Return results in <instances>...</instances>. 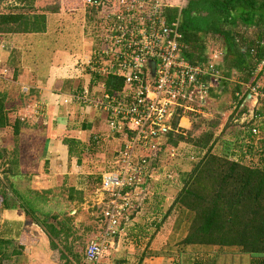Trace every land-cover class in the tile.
<instances>
[{
  "label": "trees",
  "instance_id": "1",
  "mask_svg": "<svg viewBox=\"0 0 264 264\" xmlns=\"http://www.w3.org/2000/svg\"><path fill=\"white\" fill-rule=\"evenodd\" d=\"M5 1H12L17 5L14 8L9 7L11 13L0 14L1 35L44 33V15L31 14L34 9L30 0H0V4ZM145 1H147L146 7L144 6L140 14H136L137 18L134 20L136 25H139L140 19L148 15L149 9L154 3V0ZM183 2L180 8L177 5L160 8L153 27L156 30L160 29V26L171 29V25L176 24L174 31L178 35V38L175 39L177 53L182 61L189 66L205 69L210 65V56L213 53L219 54L218 63L212 65V72L216 74L218 81L212 88H209L205 104L200 107L209 116L201 117L177 110L175 114L171 115L169 122L171 131L163 136L157 135L153 139L154 142L151 143L159 151L165 146L178 149V143L189 145L186 150L188 170L177 171L175 180L177 183L176 186L170 187L172 192L169 197L172 198L169 203H164L165 198L162 195L166 188L164 187L160 191L163 181L155 183L153 188H156V191L152 190L150 196H145L139 201L132 200V209L126 213L127 218L134 220L136 214L143 211L142 205L146 204L154 216V219L149 223L141 221L144 212L139 217L141 219L139 223L136 219L133 231L137 233L130 237V241L136 247L138 242L144 239L142 237H145V240L138 245V254L136 253L137 257L132 264H143L152 258H161L163 254L161 250L167 245L166 239L177 232L182 224L185 225L184 233L176 243V246L181 249L185 247L238 248L241 254L251 259L249 264H264V108L258 107L261 105V100L258 99L259 105L254 107L253 116L241 125L233 122L232 114H230L231 116L226 118L225 125L219 131V135L213 137L220 118L215 111L211 110L210 105H206L207 102H215L223 94H226L228 97L227 109L231 113L236 112L241 101L255 85L258 76L264 75V65L260 66L261 63H264V0H183ZM78 7L84 9L85 29L83 32L85 33L87 28L89 29L87 37L94 41L92 51L96 52L102 35L106 33L107 29L116 26V21L114 18L108 17L103 8L83 5L79 2ZM59 9L64 8L57 0H54L52 6L40 10L54 13ZM117 12L123 14L120 8L117 9ZM78 17L72 16L70 20L78 23L80 27L82 22ZM142 23L146 26L148 24L147 20H143ZM99 26L101 30L98 29ZM93 27L98 29L96 34ZM163 36L167 39L172 38V34L167 37ZM79 69L80 76L79 79H76L72 94H81L86 91L98 97L100 95L95 91V87L101 86L109 97H119L122 88L121 79L110 74L104 76L97 72H90L85 66H81ZM138 78H141V83L151 81L144 70L138 74ZM204 79L202 78L201 81ZM85 82L86 84H83ZM3 84V80H0V132L4 131L7 134L9 130V137L13 142V151L6 164L10 165L15 175L22 177V174L16 171L19 159L15 157L17 148L24 150L23 146H20V137L27 131L42 132L44 127L40 121L41 114L38 112L34 114L33 119H38V122L34 124L28 121L32 117L29 118L21 114L14 115L18 112L14 106L15 101L5 99L6 94L2 88L5 85ZM261 90L264 91V86L261 87ZM33 92V89L29 88H27L26 94L19 91L17 94L18 109L23 107L21 106L22 102L31 101L32 103ZM244 110L245 108H242L239 112L242 113ZM93 111L95 115L105 117L106 121L105 113ZM181 117H186L189 122L190 127L187 130L176 127L177 121ZM74 125H71L72 127L70 126L67 131L72 128L80 131L91 129V124L85 122ZM199 129H201L200 134L192 136ZM251 129H255L256 136L251 135ZM126 133L130 138L129 136L132 134L128 131ZM221 135L229 139L221 141V145L226 143V146H223L220 155L213 153L212 150L214 147L216 148ZM261 135L263 138L258 139ZM115 136L118 137L116 134ZM61 142L67 147L68 157L75 158L77 164L81 157L89 155L88 147L77 140L63 137ZM95 142V140L91 141L92 145ZM123 146L124 144L119 145L118 150L114 153L115 156L123 151ZM202 150L204 153L198 157ZM2 152L4 153V148L0 144V159L4 158ZM157 153L159 154V152ZM150 159L144 158L143 163L138 161L137 165L143 168L147 167L152 173L161 174L160 171L163 169L155 172L153 169L156 168L153 166V162L149 163ZM153 160L155 162V159ZM111 170L112 167L105 172ZM90 180L94 181L96 188L100 189V176L94 177L93 180L90 178ZM149 184L150 182L147 188L151 190ZM66 189L68 190V187ZM9 191L16 200H21L26 207L30 208L25 201L27 195L23 190L20 192L17 187L9 184ZM3 195L0 190L2 205L4 208H10L6 205ZM75 195L70 192L68 198H74L81 202L82 195ZM152 203L153 208L151 207ZM48 220L54 221V224L49 223ZM68 221V219H64L63 222H60L55 216H47L44 217L43 225L40 226L44 228L49 238L52 237L57 241L62 240L59 242L62 245L65 244L66 239L73 235ZM21 227V222L13 220L10 228L7 226L1 228L0 262L2 257L7 259L13 255H19L15 250H11L10 256H7L6 247L15 240ZM51 248H55L52 243ZM63 250L68 252V247L63 246ZM176 256L175 258L166 254L164 261L166 264H190V260H192L190 255L185 257L178 253ZM73 257L77 258V256ZM100 259L97 264H100ZM192 262L198 264L194 260ZM81 264H85L84 257H82ZM114 264L129 263L120 257L114 260ZM205 264L214 263L210 261Z\"/></svg>",
  "mask_w": 264,
  "mask_h": 264
},
{
  "label": "built area",
  "instance_id": "2",
  "mask_svg": "<svg viewBox=\"0 0 264 264\" xmlns=\"http://www.w3.org/2000/svg\"><path fill=\"white\" fill-rule=\"evenodd\" d=\"M80 3L103 8L106 15L116 21V26L102 35L98 51L90 49L89 59L81 65L90 72L104 76L110 74L122 80L119 97H109L101 86L98 97L86 91L69 97V101L105 113L107 129L124 142L123 151L114 159V168L100 178L99 191L106 194V205L102 206L97 219L103 223L104 230L99 239L94 236L86 243L83 254L85 264H97L102 253L115 247L117 240L125 241L127 230L134 227V220L127 218L126 213L132 209V200L143 199L145 180L153 179L145 175V167L137 165L138 161L143 163L144 158L133 157L132 148L140 147L145 153L159 150L151 143L157 135L163 136L171 131L169 122L177 110L205 115L200 107L205 104L209 88L218 81L212 65L218 63L220 55L213 53L209 58L210 65L205 69L182 61L177 53L176 24H172L171 29L160 26L156 30L153 27L161 8L157 2L151 5L148 15L140 19L139 25L134 20L136 14L146 7L145 0H80ZM119 8L123 14L117 12ZM143 20H147V26ZM170 34V39L163 36ZM148 61L154 63L151 76L146 67ZM143 70L150 82L144 80L146 82L141 83V78H138ZM202 78L205 79L201 81ZM247 95L252 102V117L254 107L259 105L258 99L261 100L258 107L264 108V91L255 84ZM65 102L61 99V103ZM176 127L181 129L179 120ZM126 131L132 134L130 138ZM250 132L252 136L257 134L255 129Z\"/></svg>",
  "mask_w": 264,
  "mask_h": 264
},
{
  "label": "rangeland",
  "instance_id": "3",
  "mask_svg": "<svg viewBox=\"0 0 264 264\" xmlns=\"http://www.w3.org/2000/svg\"><path fill=\"white\" fill-rule=\"evenodd\" d=\"M62 1L61 0V5H62ZM30 2L33 3V5L35 7H40L41 9L45 8V7H49L52 5V3H54V0H30ZM154 2H157L159 5H161L160 7H165V6H172V5H177L180 6L182 5V3H184L183 1H179V0H154ZM75 5V3L77 4V2L75 0H69L67 1V3L64 4L63 8H66V10L64 9H60L62 10V14H60L61 16H63L64 13H69V8L70 5ZM11 5V2L9 4L2 2L0 4V14L1 13H5L6 11H8L9 6ZM7 8V9H6ZM64 12V13H63ZM79 14V12H74L72 14L67 15V17H69V21L63 24V28H62V36H59L60 38L57 39L56 35H55V31L51 30L50 32L47 31L44 35H37V34H32V33H26L24 36H17L16 42L19 44V46H21V52L18 54H22L21 57L24 61H29V62H33L38 60L39 64L42 63V60L40 59V57H42L41 53H37V49H46L48 50L50 47L53 46V43L56 42V45L59 47L60 44H64L65 46L69 45L66 42V32L67 34L72 33V31H74V33H76V36H78L80 27L78 23H75L74 21L70 20V17L74 16L77 17V15ZM80 17V16H79ZM82 24V23H81ZM85 28V27H84ZM92 29V28H91ZM93 29L95 30V34L96 32L100 29H97V27H93ZM89 29L87 28V31L83 34L84 38L86 40H88L87 37L89 35ZM67 43V44H65ZM71 43V41H70ZM90 43V41H89ZM93 43V41H92ZM109 45V44H107ZM62 46V45H61ZM26 48V50H25ZM39 49V50H40ZM74 52V51H72ZM69 52V56L73 57V55H75L76 57H80L81 55H79L78 52ZM67 53V52H66ZM89 50L83 51V54L80 58H74V62H72L71 65V69H77L80 70L79 68L82 66L81 62H84L86 59H89ZM40 57H38V55ZM46 55V54H45ZM43 58V57H42ZM40 59V60H39ZM38 64V62H37ZM40 70V67H39ZM63 70V69H61ZM0 79L1 76H0ZM255 84H257L259 87H263L264 86V75H259ZM1 88V85H0ZM23 93L26 92V89L22 90ZM227 95L223 94L221 98H219L217 101L215 102H207L206 105H210L211 110L215 111L217 113V115L220 118V123L216 129V131L213 133V137H216L219 135V131L222 129L223 125H225L226 123V118H228L229 116H231L230 114H232L231 118L233 120V122H236L238 125H241L244 122H247V120L251 119V109H252V102H244L243 100L241 101L238 109L236 110V112L231 113L228 109H227V104H228V100H227ZM245 108V110L240 113L239 111ZM92 112H94L92 110ZM239 112V113H238ZM15 115V114H14ZM18 115V114H17ZM11 118V117H10ZM44 114L41 113L40 116V121L41 124L44 125ZM93 119H95V112H94V117ZM102 120V119H101ZM30 121V120H28ZM33 124L38 122V119L35 118L33 119ZM32 121H30V123H32ZM181 121L184 122V120L182 119ZM230 122V121H229ZM80 123V122H79ZM79 123H77V125H79ZM94 123V127L90 130H87L85 133V135L88 137L89 141L84 143L85 146L88 147L89 149V155L86 157H81L79 159V162L77 164V170L78 171H83V176L86 175H92V176H88V177H96V175L102 172L107 171L108 169H110L112 167V161H113V157L115 156L114 153L116 150H118V147L120 144H124L123 139H121L120 137H116L115 134L113 135L112 132H110L106 125L104 124V126L102 125V122H99L98 120H93ZM228 123V121H227ZM41 125V126H42ZM183 125V124H182ZM191 125V124H190ZM44 127V126H43ZM190 127V126H189ZM200 130L195 131L192 136H197L200 134ZM9 130L7 131V134L2 131L0 132V144L2 145V148H4V153L2 152V157H4L3 159H0V190L1 192L4 194L3 195V199L6 203V205L8 206H12L13 208L8 209V208H4V206L2 205L1 201V196H0V221H5L7 219H12V220H23L24 224L22 225L21 228V233L22 230H24V227H30L28 226L29 223L31 221H35L31 219V213L27 210H25L24 208H21V204H19L18 202H16L17 200L15 199L14 195L12 196L10 194L9 191V184H11L13 187H17L18 191L21 192V190L24 191V193L27 195V200H25L28 203V206L31 207H41L42 209V214L45 217L49 216H55V218L60 221L63 222L64 219H68L69 221V225H70V229L72 230V233L74 235L71 236L70 239H67L66 241V247H68V250L70 251V253H65L67 258H68V263L67 264H81L82 263V255H83V251L85 248V245L87 243V241H89L90 239H92V237L96 236L98 239L99 237L102 235V232L104 230L103 228V223L102 222H98V219L96 218L99 217V212H97L96 210L98 209L99 205L104 206L106 205L104 198L106 197L105 195H102V192L99 191V187L96 188L97 186H95L96 184L94 183V181L86 180V193L87 195H84V197H82L81 202H78L76 199L72 198H68V193H67V186H69V182L64 181L63 182H59L55 185V187L58 189H61V193L58 190V192H56V195H49L46 192H42L43 188L38 189L40 191V193H37L36 191H32L29 189V187H33L31 185L30 180H28V177L30 178L31 175V168L32 165H30L28 162H31V156L37 157L38 152L40 151V147L38 146V142L40 140V134H38V131H27L22 133L21 137H20V146H23V149H18L16 151L15 157H17L19 159L17 166L16 167V171H19L20 174H22L23 176H19V175H15V172L13 170H11L10 165L6 164L7 159H9L11 152L13 151V142L11 140V137H9ZM264 134V133H263ZM84 135V134H83ZM263 135H261L258 139H262ZM81 139V136H80ZM213 139V138H212ZM211 139V140H212ZM229 138L226 136H222L219 139V143L216 145V148L214 147V149L212 150L213 153L215 154H220L221 155V151L223 149V146H226V143L223 144V146L221 145V141H226ZM96 141L94 143V145H92L91 141ZM257 141V140H256ZM90 142V143H89ZM178 149H173V148H169L168 146H165L162 150H155V151H150V152H142L140 147H133L132 148V155L135 158H151L149 160V163L151 164L153 162V166L156 169H153L155 172H159L158 170H162L160 171L161 174H159L160 176L156 175L155 177H160L157 179L158 183L160 182L162 175L165 174V176L162 178V185L160 188V191L163 190V188H166L165 193H163L162 195H164L163 197L164 199V203H169L172 197H169V195L171 194V189L170 187H174L176 186V173L177 171H185L188 170V166H187V160H186V150L187 148H189V145L187 144H183V143H178L177 144ZM191 150V149H190ZM157 151L159 152V154L157 153ZM118 152V151H117ZM196 152V151H195ZM190 153V151H189ZM204 153V151H200L198 154V157L201 156V154ZM155 159V162L154 160ZM253 159V158H252ZM81 162V164H80ZM254 162V160H253ZM44 170V169H43ZM6 171V172H5ZM163 172V174H162ZM171 174V175H169ZM175 177V178H174ZM31 179V178H30ZM93 180V179H92ZM166 184H165V182ZM30 182V185H29ZM154 183V182H153ZM167 185V186H166ZM154 186V185H153ZM47 187V186H46ZM28 188V189H26ZM96 188V189H95ZM47 189V188H46ZM155 190L156 188H151V191ZM150 190L148 191L151 195ZM36 193L35 195L36 198H34V195H32V193ZM149 195V196H150ZM159 195V194H157ZM152 198V196H151ZM78 205L79 208L78 209H74L72 206L73 205ZM83 204V205H81ZM25 204L23 203L22 207ZM143 206V208H142ZM141 208L143 209L142 212H144V216H143V220H141L139 217H141L140 215H142V212H138L139 214H136V218L134 219V223L136 224V222L138 221V223L140 222V220L144 223H149L151 220H153L154 216L153 214L150 213V211L148 210V205H142ZM153 208V203L152 206ZM26 208V207H25ZM23 209V210H21ZM161 209V208H160ZM18 211V214L20 215L19 217H16V215H14V213L16 214V211ZM14 211V212H13ZM74 211H76L74 213ZM152 212V211H151ZM161 212H163V210L161 209ZM97 213V214H96ZM14 215V216H13ZM44 216L40 217L41 218V223L42 220L44 219ZM37 219H39L38 215L35 216ZM34 217V219H35ZM137 219V221H136ZM49 223H54L52 220H48ZM46 221V222H48ZM77 223L82 227H74V223ZM43 225V224H42ZM185 225L182 224L181 228L175 232L174 234H172L170 237H168L166 239V243L167 245L162 248L161 253H163L161 255V257L164 259L166 258L165 255H172L175 258L177 257L176 255L179 253L180 255H184L186 256H191V259L194 260L195 263L198 264H205L206 262H210L212 261L214 264H249L250 263V258H248L246 255H243L240 253L238 248H202V247H185V248H179L176 246V243L180 240V238L182 237L183 233H184V227ZM35 226L31 227L32 229ZM43 228V227H42ZM32 229L30 231H32ZM39 230L43 231V229L39 228ZM36 229V230H38ZM1 230V228H0ZM70 230V231H71ZM27 232V231H26ZM35 232V231H34ZM135 233H137L136 231H133V228L131 231L127 230L126 232V238L123 239L125 241H120L121 245H117L116 247L112 250H105L102 253V257L100 259V264H114V260L118 259V258H124V261H127V263L132 264L136 259L137 256L136 253L134 251H138V245L135 247L134 250V245L133 243L130 241V237L132 235H135ZM137 236V235H136ZM74 238V239H73ZM145 239V237H142ZM58 242V241H57ZM59 245V249L60 252L63 251V246H65V244H60L58 242ZM119 246V248H118ZM132 247L133 250L130 248ZM5 248V247H4ZM137 249V250H136ZM11 250H15L17 253H19V255L21 256L22 254V250H23V246H20L19 242H15L11 245H9L8 247H6V254L7 256H10V252ZM156 250V249H155ZM65 251V250H64ZM63 251V252H64ZM56 253V254H60ZM62 252V253H63ZM66 252V251H65ZM160 252V251H158ZM114 254V255H113ZM138 254V253H137ZM19 255H13L10 256L7 259H4L2 257V261L0 262V264H25L23 263V260L21 262V259L18 262H14L13 260H15V258H17ZM120 255V256H119ZM33 256V255H31ZM30 256V257H31ZM73 256H77V258L73 257ZM159 258V257H158ZM29 262L30 264H35V262H33L31 260V258H29ZM192 260H190V264L192 262ZM14 262V263H13ZM59 264H62V262H60Z\"/></svg>",
  "mask_w": 264,
  "mask_h": 264
},
{
  "label": "crops",
  "instance_id": "4",
  "mask_svg": "<svg viewBox=\"0 0 264 264\" xmlns=\"http://www.w3.org/2000/svg\"><path fill=\"white\" fill-rule=\"evenodd\" d=\"M57 1L61 4V0H57ZM67 1L69 0L62 1V7H64V4L67 3ZM75 1L77 2V4L75 3V5H72L70 3L71 5L69 8V14H72L74 12L75 13L79 12L77 16H80L78 18H80L82 25L80 26L78 36H76V33H74V31H72V33L69 34H67L66 32L67 35L66 42L69 45L65 46L64 44L61 43L60 46L58 47L55 42L53 43V46L50 47L48 50L40 49V48H39L40 50L37 49V53H41L43 57L42 58L37 54L38 57H40V59L42 60V63L40 64L38 60L33 62L24 61L22 59L23 56L21 57L22 54H18L21 52V46H19V44L16 42L17 36H24L26 33L24 34L19 33L12 35L0 34V76L2 78L0 80H3L4 83L3 85H5L4 87H2L4 89V93L6 94L5 99L13 100V102L15 101L14 106L15 108H17L18 112L14 114H19V115L21 114L23 116L33 118L35 116L34 114L38 112L40 114L41 113L44 114L45 117L44 119L45 121L43 123L44 129L42 132L38 131V134H40L41 137L38 142L40 151L38 152L37 157L31 156V160H30L31 162H28L30 165H32L31 175H30L31 179L28 177V180H30L31 185L33 186V187H29V189L32 191H36L37 193H40L38 189L44 187L42 189L43 190L42 192H46L49 195L51 194V196L52 195L55 196L58 190L61 193V189L56 190L57 188L55 187V185L59 182H63V180L70 183L69 186H67L68 187L67 193L71 192L72 195L73 193H75L76 194L75 196L82 195L81 197L87 195L86 186H85L86 180L92 178V177H88L92 175L83 176V171L77 170L76 159L68 157L67 147L62 144L61 139H63V137H67L70 139L77 140L81 144H84L89 140L84 133L87 130L80 131L79 129L72 128L67 131V129L70 128L71 125L77 124L79 122H85L91 124V129H92L94 127L93 120H98L99 122H102L103 126L105 124V117L103 118L102 115H95V119H93L94 112H92L90 107H87L82 103L69 101L70 100L69 97L73 93V90L75 89V85L77 82L76 79L77 78L79 79L80 76L79 70L71 69L72 62H74V58L76 56L75 55H73V57L69 56V52L72 51H74L75 53L78 52L79 55L82 56L83 51L90 50L92 49V47H94L93 46L94 41L92 43L91 38H87L88 40H86L83 36L84 34L83 30L85 29L84 28L85 12L82 7H78V2L80 3V0H75ZM10 2L11 5H8L10 8L16 7L17 3L15 4V2L5 1L4 3L9 4ZM53 4L54 3H52V5ZM32 8L34 9L31 12L32 15L43 14L45 20L44 33L37 35L38 36L44 35L47 31L50 32L51 30H54L56 38L59 39L60 38L59 36H62L63 33L62 31L63 24L69 21V17H67L68 12L67 14L63 12L64 14L63 16H61L60 14L62 13H60L61 11L60 9L59 11H56L54 13H50L49 11L46 12L44 10H40L41 8L39 6L35 7L33 3H32ZM64 10H66V8H64ZM7 13H11V9H8V11L1 14H7ZM14 74H16L15 77ZM83 84H86V82ZM27 88L33 89L34 91L33 96H31L32 103L31 101H29L28 103L22 102L21 106L23 107L18 109L17 94H19V91L20 93H23L22 90L23 89L27 90ZM99 90L101 89H99L98 86L95 87V91L98 92ZM61 99L66 100V102L61 103ZM199 116L204 117V116H209V114L205 113V115H199ZM32 118L30 119V121H32ZM182 119L184 120V122L182 121L183 125L181 124ZM179 126L183 130H187L189 128V122L187 121L186 117L179 118ZM115 158L116 156L114 157V159ZM114 165L115 164L112 163V168H114ZM104 173L106 172H102L100 174L98 173L96 177L100 176L101 178L102 174ZM144 173L145 175L153 178V179L145 180L146 188L149 182H150L149 184L150 188H152L153 185H155V183H158L157 179L160 177H156V180H154V177L156 175L160 176L159 175L160 173H152L151 170L148 169L147 167H145ZM164 175L165 174L162 175V178L164 177ZM162 178L160 181H162ZM92 179H94V177ZM146 188L144 186L143 188L144 191L141 195L142 198L150 195L148 194L149 188L147 189ZM35 194L36 193L34 192L32 193V195H34V198H36L37 196ZM17 202L21 204V208H24L25 210L29 211L32 214L31 219L35 221L34 222L31 221L29 223L28 226L30 227H24L22 233L20 230L19 234L15 237V240L10 242L11 245L17 241L20 243V246H23L21 256L19 255L13 261L18 262V259L19 261L21 259V262L23 260V263L30 264L29 258H31L33 262L36 261L35 264H59L60 262H62V264H67L68 258L65 253H68L69 250L68 252L66 250H65L66 252L63 250L64 252L62 251L63 252L62 253L60 252L58 245V242L62 240L57 242L56 239H52V237L49 238L44 230L41 231L38 229V227L43 229L42 226H40L42 224L40 221L41 220L40 217L44 216L41 215L42 214L41 207L28 208L24 205L26 207L25 208L22 207L23 203L21 202V200H17ZM9 207L10 208L8 209L12 208V206ZM72 207L74 209L79 208V206L75 204ZM101 209L102 206H99L96 211L99 212ZM15 211L16 214L14 213V215H16V217H19L20 215L18 214V211L17 210ZM75 212L76 211H74V213ZM36 215H38L39 219L35 217ZM17 220L21 222L22 225L24 224L23 220L20 219ZM12 222H13L12 219L10 220L7 219L3 222L0 221V228H3L5 226H7V228H10V224ZM33 226L35 227L32 229L31 227ZM73 226L82 227L80 223L78 225L76 222L74 223ZM29 229L30 230L32 229V231H30ZM144 240L145 239H142L140 242H138V244H141ZM66 241L67 239L64 241L65 248H66ZM51 243L52 245H55V248H51ZM116 244L121 245V242L117 240V242L115 243V247ZM115 247H113L112 249H114ZM130 248L133 250L132 247ZM59 252L60 254H56ZM143 264H166V262L162 257L161 258L157 257V258H152L151 260H147Z\"/></svg>",
  "mask_w": 264,
  "mask_h": 264
},
{
  "label": "water",
  "instance_id": "5",
  "mask_svg": "<svg viewBox=\"0 0 264 264\" xmlns=\"http://www.w3.org/2000/svg\"><path fill=\"white\" fill-rule=\"evenodd\" d=\"M146 67H147L149 75L151 76L153 74V70H154V63L152 61H148L146 63ZM248 100H249V96L246 95L243 101L246 103V102H248Z\"/></svg>",
  "mask_w": 264,
  "mask_h": 264
},
{
  "label": "clouds",
  "instance_id": "6",
  "mask_svg": "<svg viewBox=\"0 0 264 264\" xmlns=\"http://www.w3.org/2000/svg\"><path fill=\"white\" fill-rule=\"evenodd\" d=\"M245 98V97H244ZM244 100V99H243ZM134 225H135V223H134Z\"/></svg>",
  "mask_w": 264,
  "mask_h": 264
},
{
  "label": "bare ground",
  "instance_id": "7",
  "mask_svg": "<svg viewBox=\"0 0 264 264\" xmlns=\"http://www.w3.org/2000/svg\"><path fill=\"white\" fill-rule=\"evenodd\" d=\"M181 124H182V121H181Z\"/></svg>",
  "mask_w": 264,
  "mask_h": 264
}]
</instances>
